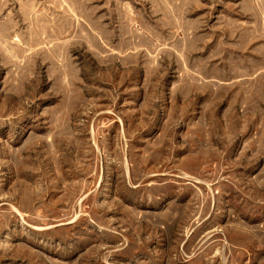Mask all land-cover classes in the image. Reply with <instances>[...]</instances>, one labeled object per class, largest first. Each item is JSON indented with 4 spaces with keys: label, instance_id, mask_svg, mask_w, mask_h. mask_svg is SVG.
Segmentation results:
<instances>
[{
    "label": "rangeland",
    "instance_id": "374dc122",
    "mask_svg": "<svg viewBox=\"0 0 264 264\" xmlns=\"http://www.w3.org/2000/svg\"><path fill=\"white\" fill-rule=\"evenodd\" d=\"M0 264H264V0H0Z\"/></svg>",
    "mask_w": 264,
    "mask_h": 264
},
{
    "label": "bare ground",
    "instance_id": "6f19581e",
    "mask_svg": "<svg viewBox=\"0 0 264 264\" xmlns=\"http://www.w3.org/2000/svg\"><path fill=\"white\" fill-rule=\"evenodd\" d=\"M63 1V0H62ZM54 11H55V9H54ZM24 12V11H23ZM53 13V12H52ZM23 16V19H26V18H29L31 15H32V13L30 12V11H28V12H24L23 14H22ZM53 15V14H52ZM20 17V16H19ZM21 17V18H22ZM32 18L34 17V14L31 16ZM51 57V56H50ZM34 66H35V64H34ZM37 66V65H36ZM36 68V67H35ZM37 69V68H36ZM32 72V71H31ZM35 72H37V71H35ZM38 73V72H37ZM33 74H35V73H33ZM39 74V73H38ZM38 76V75H37ZM34 78H35V76H34ZM33 81H34V79H33ZM32 81V82H33ZM27 83H31V82H27ZM28 85V84H27ZM31 86V85H30Z\"/></svg>",
    "mask_w": 264,
    "mask_h": 264
}]
</instances>
